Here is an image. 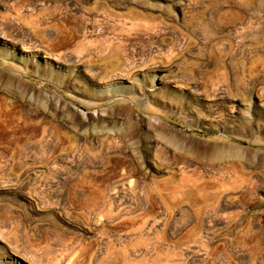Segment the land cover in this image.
<instances>
[{"label": "rangeland", "instance_id": "374dc122", "mask_svg": "<svg viewBox=\"0 0 264 264\" xmlns=\"http://www.w3.org/2000/svg\"><path fill=\"white\" fill-rule=\"evenodd\" d=\"M0 264H264V0H0Z\"/></svg>", "mask_w": 264, "mask_h": 264}, {"label": "bare ground", "instance_id": "6f19581e", "mask_svg": "<svg viewBox=\"0 0 264 264\" xmlns=\"http://www.w3.org/2000/svg\"><path fill=\"white\" fill-rule=\"evenodd\" d=\"M138 24V23H137ZM139 25V24H138ZM38 49V48H37ZM108 49V48H107ZM99 78V77H98ZM102 78V77H101ZM159 79V78H158ZM165 81H166V79H165ZM164 81V82H165ZM158 82H159V85H161V86H163V81L161 80V79H159L158 80ZM167 83V82H166ZM164 87V86H163ZM162 88V87H161ZM238 105H240V104H233V107H234V112L237 110V107H238ZM240 108V107H239ZM231 113V112H230Z\"/></svg>", "mask_w": 264, "mask_h": 264}]
</instances>
